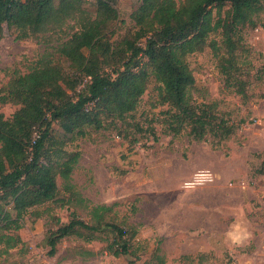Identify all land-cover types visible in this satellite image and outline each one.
Listing matches in <instances>:
<instances>
[{"label": "rangeland", "instance_id": "1", "mask_svg": "<svg viewBox=\"0 0 264 264\" xmlns=\"http://www.w3.org/2000/svg\"><path fill=\"white\" fill-rule=\"evenodd\" d=\"M111 3L117 18L107 25V40L112 47L123 45L124 39L137 43L132 13L140 0ZM77 4L95 16V0ZM255 21L256 28H243L232 56L247 82L245 96L226 87L235 74L222 72L216 52L223 55L224 49L218 33L208 38L215 40L217 51L205 46L186 56L195 78L194 98L208 105L216 118L234 124L227 138L217 141L207 134L198 141L186 132L168 131L163 114L168 106L159 101L153 75L123 122L102 113L100 125L85 127L83 137H70L53 122L54 144L46 149L47 159L57 167L77 153L69 175L72 189L65 190L66 181L56 175L57 197L29 209L39 214H25L21 228L12 231L22 242L0 254V264H148L156 247L166 264H264V10ZM77 28L72 18L58 29L27 38H17L16 30L5 28L0 39V88L15 73L28 72L43 53L53 52ZM67 63L60 60L65 70ZM17 107L0 102L5 117ZM112 203L116 205L104 220L135 226L131 242L136 255L107 253L105 246L113 235L101 229L91 242L64 237L55 253H49L47 237L59 225L72 216L93 224L91 207ZM86 250L93 254L86 255Z\"/></svg>", "mask_w": 264, "mask_h": 264}, {"label": "trees", "instance_id": "2", "mask_svg": "<svg viewBox=\"0 0 264 264\" xmlns=\"http://www.w3.org/2000/svg\"><path fill=\"white\" fill-rule=\"evenodd\" d=\"M263 1L140 0L132 13L138 42L124 39L123 45L112 47L106 38L108 23L117 18L112 0H95L93 18L77 0H0V39L5 28L16 30L17 38H27L58 29L71 18L78 26L53 52L43 53L28 72L15 73L0 88L1 103L18 105L9 117L0 112V254L22 242L12 231L21 228L25 214H39L29 209L57 197V174L66 181L65 190L72 189L69 175L77 153L57 167L47 159L46 149L54 144L53 122L70 137L85 136L87 126L97 128L102 113L123 122L138 105L148 76L153 75L159 83V101L168 106L163 111L168 131L174 135L186 132L198 141L207 134L217 141L231 135L234 124L216 118L208 105L194 98L195 78L186 56L205 46L217 51L215 40L208 38L218 33L224 49L223 55L216 52L222 72L232 70L235 74L226 87L245 96L247 82L232 56L243 28H256L255 16L264 10ZM225 5L226 14L221 16ZM61 59L68 62V70L60 64ZM133 126L140 127L137 122ZM129 141L135 142L134 138ZM115 205H93V224L72 216L59 225L47 237L49 253H55L64 237L75 235L91 242L101 229L113 235L105 246L107 253L136 255L131 242L135 226L104 220ZM85 253L93 254L90 250ZM148 264H166L159 247Z\"/></svg>", "mask_w": 264, "mask_h": 264}, {"label": "built area", "instance_id": "3", "mask_svg": "<svg viewBox=\"0 0 264 264\" xmlns=\"http://www.w3.org/2000/svg\"><path fill=\"white\" fill-rule=\"evenodd\" d=\"M36 136V135H35Z\"/></svg>", "mask_w": 264, "mask_h": 264}]
</instances>
